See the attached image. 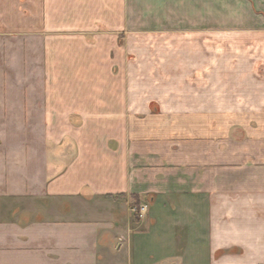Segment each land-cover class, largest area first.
Masks as SVG:
<instances>
[{
	"label": "crops",
	"instance_id": "0c3cea01",
	"mask_svg": "<svg viewBox=\"0 0 264 264\" xmlns=\"http://www.w3.org/2000/svg\"><path fill=\"white\" fill-rule=\"evenodd\" d=\"M214 2L0 0V264H264V31Z\"/></svg>",
	"mask_w": 264,
	"mask_h": 264
},
{
	"label": "rangeland",
	"instance_id": "374dc122",
	"mask_svg": "<svg viewBox=\"0 0 264 264\" xmlns=\"http://www.w3.org/2000/svg\"><path fill=\"white\" fill-rule=\"evenodd\" d=\"M120 6L125 12L126 0H120ZM168 6L174 11V4ZM214 16L216 32L223 31L225 35L229 30L238 28H245L249 33L264 31V12L256 10L255 5L248 0H215ZM138 21L136 18V23ZM122 30L118 32L119 44L126 43L127 31ZM248 42L254 43L251 40Z\"/></svg>",
	"mask_w": 264,
	"mask_h": 264
},
{
	"label": "built area",
	"instance_id": "2783aa9c",
	"mask_svg": "<svg viewBox=\"0 0 264 264\" xmlns=\"http://www.w3.org/2000/svg\"><path fill=\"white\" fill-rule=\"evenodd\" d=\"M147 205L146 204H139L137 208H134V211L138 213L140 217H143L146 214Z\"/></svg>",
	"mask_w": 264,
	"mask_h": 264
},
{
	"label": "trees",
	"instance_id": "16d2710c",
	"mask_svg": "<svg viewBox=\"0 0 264 264\" xmlns=\"http://www.w3.org/2000/svg\"><path fill=\"white\" fill-rule=\"evenodd\" d=\"M138 206H139V203L136 204V207H138Z\"/></svg>",
	"mask_w": 264,
	"mask_h": 264
}]
</instances>
